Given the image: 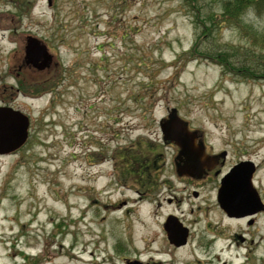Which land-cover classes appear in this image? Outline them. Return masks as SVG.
<instances>
[{"label": "rangeland", "instance_id": "rangeland-1", "mask_svg": "<svg viewBox=\"0 0 264 264\" xmlns=\"http://www.w3.org/2000/svg\"><path fill=\"white\" fill-rule=\"evenodd\" d=\"M199 1L191 10L182 0H51L50 6L0 0V77L6 76L5 53L14 48L7 29L18 59L26 57V37L53 57L50 72H33L32 83L3 80L18 87V110L29 126L18 152L0 158V264H122L133 257L161 264H264L262 218L245 235L243 224L217 213L213 195L196 204L185 199L181 208L165 203L167 190L157 202L137 200L138 184L117 170L123 150L151 143L148 152L162 157L153 181H170L167 186L183 197L178 181L185 180L176 176L174 149L162 145L158 124L175 109L205 144L227 151L223 171L253 161L254 181L264 185V68L257 66L261 52L251 39L264 31V14L244 11L238 28L245 35L232 25L211 24L219 6ZM226 59L231 69L222 66ZM243 67L254 76L241 74ZM204 206L221 231L209 253L199 214ZM170 213L197 221L184 247H172L163 231ZM234 235L255 243L248 256L230 246Z\"/></svg>", "mask_w": 264, "mask_h": 264}, {"label": "flooded vegetation", "instance_id": "flooded-vegetation-1", "mask_svg": "<svg viewBox=\"0 0 264 264\" xmlns=\"http://www.w3.org/2000/svg\"><path fill=\"white\" fill-rule=\"evenodd\" d=\"M8 17L9 16L5 17V19L7 20ZM7 30H8L7 36L9 34L8 44L12 45L14 48H12L11 51L9 50L10 52L8 51L5 53V58L7 61V69L5 71L6 76L0 77V81H1L0 110L19 111L17 106V95L20 92L18 91L19 89L17 87L19 85L18 79L20 78V80L23 82L21 83V85H23L25 82H28L29 80L31 83L35 81L33 80V78H31L33 72L39 73L41 75L42 74L47 75L48 72H50L51 70L53 57L48 52V48H47V54H49V60H47L46 62H44L43 58L37 61H33L30 57L28 58L29 61H27L25 56L22 57V55L21 58L18 59V52H17L18 44L16 41H13L14 36L10 34L13 33V31L10 29ZM32 39L33 38L26 37L25 48L29 46L28 42L31 41ZM15 45H17V47ZM15 52H17V54H13ZM18 67L19 68L21 67L23 70L19 72ZM18 73H20L22 76L19 77ZM12 76L17 86L5 85L3 83V80L8 79ZM28 96H29L28 98L29 100L38 97L37 95H28ZM191 132L195 134V139H194L195 145L202 148L204 155L209 158L208 162L204 165V171L200 175V177L191 178V177H185V176L182 177L177 175V170L183 167L185 159L181 156L179 157V148L175 144L165 142L161 137L160 140L162 145L174 149L171 162L172 165L174 166L177 178L179 180H185V181H178L179 185L180 184L184 185L181 187L182 188L181 194L184 195L183 197H177L175 194L178 193L177 192L178 190H176L174 186H167V184L170 181H161V183H159V181H153V174L158 172L162 157L160 153L150 152V154L146 158L139 157L140 160L139 162H130L126 165L127 173L125 176L127 178L131 177L134 180L133 182L138 184V186L134 191L137 196V200L149 198L152 201L157 202L159 201V197L162 193L161 190H167L171 198H166L165 203L169 205L175 204L177 207L181 208L185 199H187L191 203L196 204L195 201H199L202 198L213 195L215 209L217 210V213L220 216H222L223 219L229 222H235L240 225L243 224V226L245 227V231L243 233L245 235L247 234L251 235L252 234L251 229L254 228L258 218H262L264 221V185L260 181H254L258 169L257 165L255 164V172L252 176L251 181H223L224 177L228 175L232 170V168L235 165H237L239 162L229 167L226 171H223L222 169L224 168L227 159V151L220 149L219 151L216 152L211 144L209 143L205 144V142L203 141L202 133L197 131H191ZM11 145H12L11 142L8 144L6 140L0 141V158L10 157L18 152L19 149L17 148L13 149ZM130 149L133 150L134 147ZM126 151L127 149L122 152L121 160L123 156L129 155V153ZM89 152L92 153L91 151ZM141 162L142 163L146 162L147 166L144 167L143 164H141ZM115 170L116 167L113 161L112 173ZM117 170L121 171L120 168H117ZM219 198L221 200H226V201L242 200L243 205L241 207V211L237 212L236 214L228 215L225 211L221 209V205L220 203H218ZM238 208L240 207L238 206ZM207 209L208 207L204 206L203 209H200L201 211L199 212V214H201L202 215L201 218L204 221H206L202 232L207 234L210 238V240H206V242H204V245L206 246V249L209 253V250H211L212 247H214L215 241L217 239H221V231L218 232L217 230L219 227L213 226L210 220L208 219V215L206 213ZM192 212L193 210H190V214H192ZM171 216L177 218V221L182 225L183 228L186 229L187 231L186 244H188L190 242V239L195 235V230H196L195 227L198 225L197 221H190L189 223L185 218H183V216H178L175 213H170L167 215V218L164 220V223L162 225L163 230L167 219ZM200 242L201 240L196 241V243H199V245L201 244ZM232 244H235L237 249L239 250H246L247 251L246 256H248L249 255L248 250H250L251 248L253 249L255 243H252L251 240L247 242L246 238L243 237L242 235H234V237H232L231 239L230 246ZM171 246L174 248H181V247H175L173 245ZM245 259L248 261L249 258L246 257ZM121 262L122 264H161L160 262H153L152 259H149L148 261H142L140 257L123 258ZM222 264H227V263L223 261Z\"/></svg>", "mask_w": 264, "mask_h": 264}, {"label": "water", "instance_id": "water-1", "mask_svg": "<svg viewBox=\"0 0 264 264\" xmlns=\"http://www.w3.org/2000/svg\"><path fill=\"white\" fill-rule=\"evenodd\" d=\"M45 1L49 6L51 5V0ZM28 45L26 59L30 57L33 61L41 58L46 61L49 60L45 46L33 39L29 41ZM28 126L29 120L21 112L0 110V141L6 140L8 144L11 142L13 149L20 148L26 142ZM159 129L163 140L175 144L179 148V157L181 156L185 159L183 167L177 170V174L179 176L199 178L209 158L204 155L202 148L195 145V134L188 129V124L177 115L175 109H172L167 118L159 121ZM254 172L255 164L253 162H240L232 168L223 181H251ZM218 203L228 215L240 212L243 205L242 200L226 201L220 198ZM164 231L171 245L175 247L186 245L187 231L175 217L167 219Z\"/></svg>", "mask_w": 264, "mask_h": 264}, {"label": "trees", "instance_id": "trees-1", "mask_svg": "<svg viewBox=\"0 0 264 264\" xmlns=\"http://www.w3.org/2000/svg\"><path fill=\"white\" fill-rule=\"evenodd\" d=\"M184 1L191 10H195L194 7H196V5L200 2L199 0H182ZM214 2V1H213ZM216 4L219 6L218 8L220 9L221 13H214L212 15L211 18V24H216L218 25V27L221 25H232L237 27V29L239 30V32L244 33L246 35V32L242 31L239 27V25L242 27L243 24L241 22V18L244 14V11L250 10L255 14H264V0H215ZM184 3V4H185ZM196 11H199V9H197ZM251 39L253 40V44L257 47H259L260 49V54L259 55H255V59L258 61L257 66L258 68H264V31L262 33L259 34L258 31H254L252 33V37ZM257 44V45H256ZM192 50H195V47H193ZM263 52V54H262ZM262 54V55H261ZM223 54L220 55H216V59L215 62L219 61V58L222 57ZM215 58V57H213ZM221 60V59H220ZM228 62V63H227ZM230 63L229 61L226 59V63H222V66H224L227 69H231L229 66ZM242 68V67H241ZM240 68H237V70H239ZM241 74L243 75H249V76H254V72L246 69L243 67V69L240 70ZM260 75V73L256 74L255 77L257 78V76ZM262 77L264 78V73H262ZM148 144V145H147ZM147 145V146H146ZM149 145L153 146L151 143H143V144H138L137 146L134 147L133 151H126L129 153L128 156H123L121 161V172L122 173H127V169H126V165L130 162H139V157H147L148 153H150V151L148 152L149 149ZM138 148V149H137ZM157 150V149H154ZM124 151V150H123ZM152 152V151H151ZM121 158V157H120ZM143 166H147V163H142ZM132 165V164H131Z\"/></svg>", "mask_w": 264, "mask_h": 264}, {"label": "clouds", "instance_id": "clouds-1", "mask_svg": "<svg viewBox=\"0 0 264 264\" xmlns=\"http://www.w3.org/2000/svg\"><path fill=\"white\" fill-rule=\"evenodd\" d=\"M250 14H251V12H250Z\"/></svg>", "mask_w": 264, "mask_h": 264}]
</instances>
